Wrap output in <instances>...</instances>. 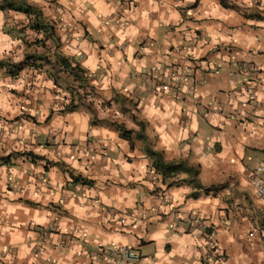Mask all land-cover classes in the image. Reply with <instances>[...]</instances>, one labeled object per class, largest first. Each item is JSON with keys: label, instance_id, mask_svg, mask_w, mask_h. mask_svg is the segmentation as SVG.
I'll return each mask as SVG.
<instances>
[{"label": "clouds", "instance_id": "9594fccd", "mask_svg": "<svg viewBox=\"0 0 264 264\" xmlns=\"http://www.w3.org/2000/svg\"><path fill=\"white\" fill-rule=\"evenodd\" d=\"M0 264H264V0H0Z\"/></svg>", "mask_w": 264, "mask_h": 264}, {"label": "trees", "instance_id": "16d2710c", "mask_svg": "<svg viewBox=\"0 0 264 264\" xmlns=\"http://www.w3.org/2000/svg\"><path fill=\"white\" fill-rule=\"evenodd\" d=\"M161 167L163 166V165H160Z\"/></svg>", "mask_w": 264, "mask_h": 264}]
</instances>
